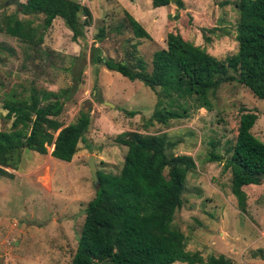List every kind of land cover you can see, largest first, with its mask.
Returning a JSON list of instances; mask_svg holds the SVG:
<instances>
[{"label": "rangeland", "instance_id": "obj_1", "mask_svg": "<svg viewBox=\"0 0 264 264\" xmlns=\"http://www.w3.org/2000/svg\"><path fill=\"white\" fill-rule=\"evenodd\" d=\"M5 1L0 0V19L15 14L31 20L34 40L41 34V43L21 42L0 32L4 47L0 49V131L10 126V120L4 119V101L13 94L24 97L34 88L52 92L73 88L57 119L64 127L79 110H88L90 123L68 163L51 158L52 146H48L45 155L21 151L16 170L4 169L10 177H0V264H70L85 206L94 196L88 158L96 171L117 174L126 148L115 144L114 138L122 132L166 133L178 141L173 155L193 159L195 169L186 175L181 206L172 219V226L185 238L186 251L199 253L203 260L222 255L229 264H264V179L258 186L242 188L246 196L242 213L229 192L230 174L222 171V161L206 159L210 143L218 155H227L240 106L257 116L250 132L264 144V101L235 82L224 83L206 99V106L193 95L186 97V118L166 126L146 124L157 90L89 62L94 46L101 57L115 61H125L132 53L148 71L152 54L165 48L168 32H178L221 61L236 51V0H182V9L172 3L152 8L150 0H73L87 7L92 19L76 43L59 18L42 31L41 16L21 15L14 6H4ZM124 12L150 39L133 36ZM99 27L107 32L101 42L93 40Z\"/></svg>", "mask_w": 264, "mask_h": 264}, {"label": "trees", "instance_id": "obj_2", "mask_svg": "<svg viewBox=\"0 0 264 264\" xmlns=\"http://www.w3.org/2000/svg\"><path fill=\"white\" fill-rule=\"evenodd\" d=\"M171 3L176 9L183 7L182 0H150L152 8ZM233 6L237 13L236 51L221 61L178 32H168L165 48L152 54L148 71L132 53L126 54V62L115 61L101 57L94 46L89 62L157 90L146 124L166 126L186 118V97L193 95L203 105L224 83L235 82L264 101V0H236ZM19 10L21 15L41 16L42 31L59 18L74 43L92 23L88 8L73 0H24ZM124 16L136 39H150L126 12ZM0 32L32 44L35 27L31 20L9 14L0 19ZM106 33L99 27L93 40L101 42ZM34 43H41V34ZM0 49L4 47L0 45ZM72 91L71 87L57 92L34 88L24 97L8 96L3 108L10 126L0 131V177H10L4 169L16 170L23 150L45 155L46 147L52 146L51 158L65 163L71 160L90 123L88 110H79L75 120L64 127L58 121ZM238 112L236 135L225 158L210 143L206 159L222 161V171L230 174L229 192L244 213L246 196L242 188L258 186L264 179V144L250 132L257 116L243 106ZM114 142L126 148L122 165L117 174L96 171L97 188L85 206L70 264H229L222 255L203 260L199 253L186 251L184 236L172 226L174 212L181 206L186 175L195 169L190 156L171 153L178 141L166 133L122 132Z\"/></svg>", "mask_w": 264, "mask_h": 264}, {"label": "water", "instance_id": "obj_3", "mask_svg": "<svg viewBox=\"0 0 264 264\" xmlns=\"http://www.w3.org/2000/svg\"><path fill=\"white\" fill-rule=\"evenodd\" d=\"M9 5L14 6L17 10L20 9V3L18 0H6L4 3V6H9ZM51 150H52V148H51ZM92 161H93L92 158L89 157L86 166H87V170H88V173L90 176L91 184L96 189L97 188V177H96V170H95V167H94V164Z\"/></svg>", "mask_w": 264, "mask_h": 264}]
</instances>
